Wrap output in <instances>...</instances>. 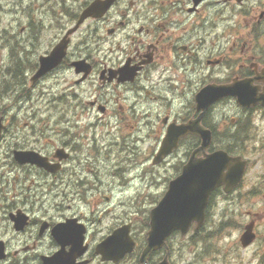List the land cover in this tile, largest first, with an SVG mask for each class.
Wrapping results in <instances>:
<instances>
[{
  "label": "flooded vegetation",
  "instance_id": "obj_1",
  "mask_svg": "<svg viewBox=\"0 0 264 264\" xmlns=\"http://www.w3.org/2000/svg\"><path fill=\"white\" fill-rule=\"evenodd\" d=\"M93 1L0 0L6 66L0 264H44L56 256L59 262L60 253L63 262L74 255L72 264H141L147 223L139 224L134 201L147 196L135 186L142 180L147 190L162 186L160 199L200 146L198 137L185 136L155 163L171 124L199 120L213 150L253 143L254 152L264 151L255 124L264 123V0H114L69 36L56 68L31 82L40 58L49 56ZM237 82H245L253 97L247 107L230 96L197 109L201 89ZM261 159L264 154L258 158L264 168ZM251 162L247 158L248 167ZM257 210L244 211L232 225L236 234L222 237L236 253L224 257L225 264H264V207ZM212 216L211 227L219 230L213 211L199 230ZM247 227L254 241L243 247L239 239ZM118 228L129 232L135 248L116 262L104 261L97 247ZM190 234L182 244L200 232ZM164 259L191 264L186 257L174 262L168 240L147 262Z\"/></svg>",
  "mask_w": 264,
  "mask_h": 264
},
{
  "label": "water",
  "instance_id": "obj_2",
  "mask_svg": "<svg viewBox=\"0 0 264 264\" xmlns=\"http://www.w3.org/2000/svg\"><path fill=\"white\" fill-rule=\"evenodd\" d=\"M112 0L96 1L81 15V19L88 16L101 14L109 6ZM79 21V23H80ZM58 45L49 58L41 62L40 74L47 72L58 64L61 59ZM232 94L242 106H247L251 97L244 86L239 84L226 88L205 87L195 97L198 108L202 111L215 100ZM196 134L201 138L202 145L195 151H204L208 147L209 133L198 127V120L190 122L182 127L171 128L159 151V156L166 155L176 145L178 138L187 134ZM244 169V162L239 158H231L223 152L204 154L202 159L191 157L183 168L181 175L169 184L168 191L161 199L156 209L151 213L150 229L147 233V246L142 254V262L151 251L158 249L165 238L178 230L181 234L187 232L192 222L198 226L203 220V211L206 207L210 193L220 186L223 191L229 193L240 181ZM113 233L102 246V254L106 259L117 260L132 247H117L116 241L120 238Z\"/></svg>",
  "mask_w": 264,
  "mask_h": 264
},
{
  "label": "rangeland",
  "instance_id": "obj_3",
  "mask_svg": "<svg viewBox=\"0 0 264 264\" xmlns=\"http://www.w3.org/2000/svg\"><path fill=\"white\" fill-rule=\"evenodd\" d=\"M3 21H0V29L3 28ZM3 35V33H0ZM2 60H4V55H1ZM232 117V113L230 114ZM256 124V131L259 136L264 135V123L255 122ZM253 143H251L250 148L248 149V157L251 159V151H252ZM264 154V153H263ZM263 167L261 165L254 164L252 165L251 171L248 176H251L252 173H258ZM251 184H247L240 189L239 194L235 196V200L231 205H228L226 199L222 197H216L214 199L213 205H211L210 211H258L257 209L264 207V177L260 178L255 187V191L257 193L255 195H246L244 192L250 188ZM136 188L139 187L138 184L135 186ZM162 186L158 187H149L148 190L146 189H139V193L147 196L146 198H140L137 201L139 204V224L141 223V219L146 215L147 211H149L153 205V203L157 200V195L160 191ZM148 192L154 193V198L148 197ZM118 200L114 201V206L117 204ZM130 201L125 200L124 204H129ZM133 204V203H132ZM230 207V208H227ZM227 208V209H225ZM115 211H120L117 207ZM222 234V230L216 232V234H207L202 236L200 240V248L194 252H191L193 248V243L190 241L187 244H182V247H179V241L177 238L172 239V244L175 245V250H178L184 255L191 264H198L197 262L200 260H205L209 264H225L223 258L224 257H232L235 256L236 253H231L232 246L226 240H223L224 243H221V237L219 235ZM179 247V248H178ZM177 256V254H176ZM186 259L183 258V261ZM180 262V261H179Z\"/></svg>",
  "mask_w": 264,
  "mask_h": 264
},
{
  "label": "bare ground",
  "instance_id": "obj_4",
  "mask_svg": "<svg viewBox=\"0 0 264 264\" xmlns=\"http://www.w3.org/2000/svg\"><path fill=\"white\" fill-rule=\"evenodd\" d=\"M61 5V4H60ZM8 48V47H7ZM8 55V54H7ZM194 55V54H193Z\"/></svg>",
  "mask_w": 264,
  "mask_h": 264
}]
</instances>
